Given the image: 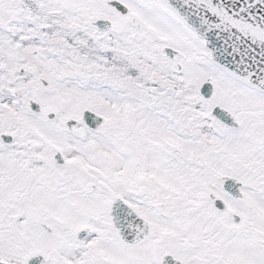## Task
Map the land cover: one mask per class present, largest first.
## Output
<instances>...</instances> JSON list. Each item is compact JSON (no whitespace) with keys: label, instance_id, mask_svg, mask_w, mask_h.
Here are the masks:
<instances>
[{"label":"snow or ice","instance_id":"6c2138e0","mask_svg":"<svg viewBox=\"0 0 264 264\" xmlns=\"http://www.w3.org/2000/svg\"><path fill=\"white\" fill-rule=\"evenodd\" d=\"M0 264H264V0H0Z\"/></svg>","mask_w":264,"mask_h":264}]
</instances>
